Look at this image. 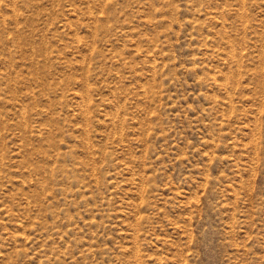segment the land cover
I'll list each match as a JSON object with an SVG mask.
<instances>
[{
	"label": "rangeland",
	"instance_id": "374dc122",
	"mask_svg": "<svg viewBox=\"0 0 264 264\" xmlns=\"http://www.w3.org/2000/svg\"><path fill=\"white\" fill-rule=\"evenodd\" d=\"M0 264H264V0H0Z\"/></svg>",
	"mask_w": 264,
	"mask_h": 264
}]
</instances>
